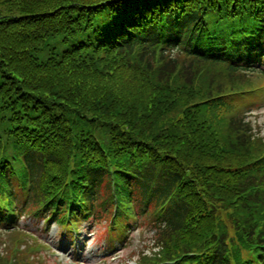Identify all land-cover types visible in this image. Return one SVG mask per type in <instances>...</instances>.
<instances>
[{
	"label": "trees",
	"instance_id": "1",
	"mask_svg": "<svg viewBox=\"0 0 264 264\" xmlns=\"http://www.w3.org/2000/svg\"><path fill=\"white\" fill-rule=\"evenodd\" d=\"M261 98L264 0H0V264L42 263L22 214L264 264Z\"/></svg>",
	"mask_w": 264,
	"mask_h": 264
},
{
	"label": "rangeland",
	"instance_id": "2",
	"mask_svg": "<svg viewBox=\"0 0 264 264\" xmlns=\"http://www.w3.org/2000/svg\"><path fill=\"white\" fill-rule=\"evenodd\" d=\"M262 105L259 109H256ZM251 109L246 113V119H249L254 127V131L264 137V103L259 104L254 107V104H247ZM102 228V227H100ZM87 231L82 230L79 232V240L88 239V243L85 244V256L91 257L87 259L86 264H135V261L140 260V253L143 250L144 252H149L150 248L154 247V242L152 239V232L149 230L148 224L143 225L139 229L130 232L129 238H132L128 241V244L117 242L113 247L108 248L107 250H100L95 252V250L103 245L105 233L97 235L92 231L91 233H86ZM56 233V226L53 225V231H50L49 235L53 236ZM45 234H42L44 237ZM98 236H101L98 240ZM95 239L92 241V239ZM50 239V238H49ZM130 243L129 245V242ZM52 249L60 252V257L53 259L55 264H71L73 261L71 258L67 257V254L64 252L65 246L59 244L57 245V240L52 242ZM84 243H80V246H83ZM154 249H157L156 247ZM153 249V250H154ZM52 263V262H49Z\"/></svg>",
	"mask_w": 264,
	"mask_h": 264
}]
</instances>
